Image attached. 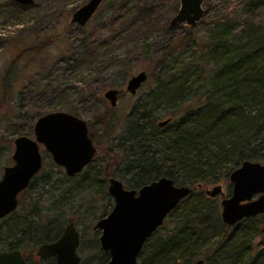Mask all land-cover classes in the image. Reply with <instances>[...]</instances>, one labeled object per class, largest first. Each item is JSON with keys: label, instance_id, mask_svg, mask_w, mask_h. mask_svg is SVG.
I'll use <instances>...</instances> for the list:
<instances>
[{"label": "rangeland", "instance_id": "1", "mask_svg": "<svg viewBox=\"0 0 264 264\" xmlns=\"http://www.w3.org/2000/svg\"><path fill=\"white\" fill-rule=\"evenodd\" d=\"M34 1V8L21 9L16 2L0 0V13L4 7L7 13L6 16L0 15V147L3 148V163L8 160L9 164L5 165H13L14 140L17 137L35 139L34 127L41 117L65 112L85 121L93 133L98 153L94 168L88 173L89 178L99 171L98 174L103 171L112 173L128 190H140L130 186L132 159L125 154L129 153L126 152L127 130L131 131L133 125L130 117L135 108H138V113L144 110L140 106L146 103L158 86L156 78L151 76L133 96L126 92L130 79L141 71L152 70L159 60L167 57L168 69L188 67L194 55L197 57L194 60L196 64L208 70L212 64L207 66L203 61L206 53L200 49L203 50V45L211 42L213 37L218 39L221 36L224 40L230 34L231 48H234L237 44L247 43L248 35L244 31L248 22L254 30H264V5L250 15L243 4L248 0H204L205 16L196 27L184 24L171 26L180 10L181 0H104L85 27L72 24L71 20L73 14L89 0ZM190 33L191 38L201 40L200 48L196 52L193 44H189L177 52L176 45ZM101 41L105 45L99 50L98 43ZM33 45L40 47L41 51L35 48L29 52ZM213 66L215 69L216 66ZM202 68L197 67L195 73H203ZM5 78L9 83V92L3 98ZM208 80H194L190 91L203 93L209 85ZM110 89L121 93L115 109L104 97ZM161 106L156 111L158 123L170 116L168 103ZM109 111H112L110 117L113 124L105 125L103 115ZM139 117L140 114L134 115L133 119L136 121ZM41 153L44 167L37 176L38 182L20 199L27 209L39 204L40 208H51L62 214L67 219L66 226L75 223L82 239L78 254L82 259H89L96 253L95 240L101 235L93 227L114 208L113 199L110 197L111 202L103 195L106 183L108 191L110 178L104 184L105 177L97 175L87 186L73 179L64 183V170H58L60 167L55 165L43 147ZM263 159L256 162L264 164ZM216 186H221L225 198L231 196L233 187L229 177L197 187V191L206 194ZM67 189L82 191L68 196L63 191ZM68 198L71 202L69 206L62 202ZM207 198L219 206L221 217L222 197ZM12 221L8 220L7 224L0 226V232H7ZM251 228L256 230H253V243H261L264 224L260 218ZM38 248L35 243H26V258L33 257Z\"/></svg>", "mask_w": 264, "mask_h": 264}, {"label": "trees", "instance_id": "2", "mask_svg": "<svg viewBox=\"0 0 264 264\" xmlns=\"http://www.w3.org/2000/svg\"><path fill=\"white\" fill-rule=\"evenodd\" d=\"M11 2L16 4L14 0ZM243 4L252 15L259 6L264 5V0H248ZM18 7L32 9L35 1L32 5ZM6 14L4 7L0 15ZM244 33L248 35L247 43L237 44L234 48H231L230 34L224 40L221 36L218 39L213 37L211 42L202 44L203 50L200 51L206 53L203 61L207 66L212 64L208 70L196 64L194 60L197 57L192 55L194 59L189 61L192 63L188 67L168 69L167 57L159 60L152 70L142 71L149 78L155 77L158 86L146 103L140 106L144 110L138 113V108H135L130 117L133 125L131 131L127 130L126 152L129 153H125L128 159H132L130 186L141 189L166 177L177 186L191 187L193 192L149 239L139 257V264H195L200 258L204 259L205 264H264V238L261 243L254 244L256 230L251 228L257 218L264 224V216L228 227L221 220L219 206L211 203L204 192L197 191L199 186L214 184L221 178L229 177L245 161L256 162L264 158V30H254L248 22ZM189 44H193L197 52L201 40L191 38L190 33L176 45L177 52ZM104 45L105 42H99V50ZM35 48L41 51L40 47L33 45L29 52ZM197 67L204 69L203 73H195ZM198 78L209 79V85L203 93H192L190 86ZM3 85L5 98L9 92L7 78L3 80ZM165 102L170 107V116L163 121L170 120V123L161 128L156 111ZM111 112L103 115L105 125L113 124ZM138 114L140 117L135 121L133 117ZM88 128L94 141L90 126ZM1 149L0 174L3 168L9 166L5 165L8 160L3 163ZM93 163L83 174L74 178L64 174L63 182L80 180V185L87 186L97 175L105 177L103 183L114 176L105 171L98 174L99 171L89 178ZM58 170L62 172V169ZM37 182L36 177L20 198L32 191ZM104 186L105 199L113 202L106 188L107 183ZM63 191L73 196L82 190ZM62 202H66L64 204L67 206L71 203L69 198ZM8 220L13 221L7 232H0V253L20 250L24 257L26 243L41 246L56 242L63 235L67 223L62 214L51 208H40L39 204H34L27 209L22 199L19 209L0 221V226L7 224ZM95 241L96 253L89 259H82L81 264L109 262L110 257L101 250L99 239ZM47 263L55 264V261Z\"/></svg>", "mask_w": 264, "mask_h": 264}, {"label": "water", "instance_id": "3", "mask_svg": "<svg viewBox=\"0 0 264 264\" xmlns=\"http://www.w3.org/2000/svg\"><path fill=\"white\" fill-rule=\"evenodd\" d=\"M104 0H89L72 17V24L85 27ZM29 6L34 0H15ZM204 0H181V7L171 22L195 27L205 16ZM146 72L130 79L126 92L135 96L148 81ZM105 100L112 109L118 106L120 91L108 90ZM170 120L163 121L164 128ZM35 139L19 136L14 140L13 165L4 169L0 180V221L15 213L19 196L26 191L43 167L41 147L48 152L56 166L70 178L80 175L97 154L89 136L88 124L80 118L57 112L41 117L34 127ZM229 181L232 194L225 198L221 186L206 191L212 198L222 197L221 220L228 227L264 216V164L245 161L234 170ZM200 187V186H199ZM193 192L188 186H177L169 178H161L138 190H128L115 178L110 179L108 193L114 201L111 213L100 220L95 230L101 232L100 247L110 260L107 264H139V257L149 239L163 227L169 215ZM256 197V198H255ZM80 234L74 223L66 226L63 235L54 243L41 246L37 257L43 261L55 259L56 264H81L78 254ZM0 264H39L27 261L20 250L0 253ZM195 264H205L198 260Z\"/></svg>", "mask_w": 264, "mask_h": 264}, {"label": "flooded vegetation", "instance_id": "4", "mask_svg": "<svg viewBox=\"0 0 264 264\" xmlns=\"http://www.w3.org/2000/svg\"><path fill=\"white\" fill-rule=\"evenodd\" d=\"M121 96V95H120ZM90 136V135H89ZM91 138V137H90ZM94 142V141H93ZM95 144V143H94ZM95 147L97 148V146H96V144H95ZM42 148V147H41ZM44 148V147H43ZM45 149V148H44ZM48 153V152H47ZM97 153H98V148H97ZM49 154V153H48ZM97 155V154H96ZM51 156V155H50ZM52 158V157H51ZM95 158H96V156H95ZM95 158L93 159V161L95 160ZM53 161V160H52ZM93 161H92V163H93ZM91 163V164H92ZM90 164V165H91ZM89 165V166H90ZM89 166H87L86 168H85V170L89 167ZM43 167H44V161H43ZM43 167H42V170H43ZM42 170H41V172H42ZM85 170L81 173V174H83L84 172H85ZM40 172V173H41ZM40 173L38 174V175H40ZM64 173H65V171H64ZM80 174V175H81ZM65 175H66V173H65ZM67 176V175H66ZM78 176V175H77ZM68 177V176H67ZM76 177V176H75ZM70 178V177H69ZM72 178H74V177H72ZM112 178H114V177H112ZM112 178H110V179H112ZM1 180V179H0ZM34 181V180H33ZM32 181V182H33ZM110 181V180H109ZM30 186H31V184H30ZM30 186H29V188H30ZM28 188V189H29ZM27 189V190H28ZM25 192V191H24ZM22 194V193H21ZM21 196V195H20ZM20 196H19V206H20ZM111 197V196H110ZM18 209H19V207H18ZM17 209V210H18ZM12 215V214H11ZM9 217V216H8ZM105 218V217H104ZM104 218H101L100 220H102V219H104ZM99 220V221H100ZM99 221H97V223L99 222ZM96 223V224H97ZM75 224V223H74ZM96 224H95V226H96ZM76 226V225H75ZM95 226L93 227V230L95 231V232H100V231H98V230H95L94 228H95ZM66 228V227H65ZM77 228V227H76ZM79 232V231H78ZM80 234V233H79ZM100 239V238H99ZM82 241V239H81V234H80V242ZM54 243V242H53ZM99 243H100V241H99ZM47 244H50V243H47ZM43 245H45V244H43ZM43 245H41V246H43ZM41 246H39V248L41 247ZM39 248L37 249V252H38V250H39ZM37 252L35 253V255L33 256V257H31L30 259H28V258H26L25 257V259L27 260V261H37V262H39V264H44V263H47L48 261H50V260H54L55 261V259H49V260H47V261H43V260H41V259H39L38 257H37ZM23 254V253H22ZM24 256V255H23ZM55 264H56V261H55Z\"/></svg>", "mask_w": 264, "mask_h": 264}]
</instances>
